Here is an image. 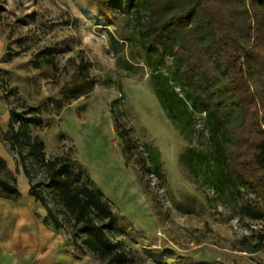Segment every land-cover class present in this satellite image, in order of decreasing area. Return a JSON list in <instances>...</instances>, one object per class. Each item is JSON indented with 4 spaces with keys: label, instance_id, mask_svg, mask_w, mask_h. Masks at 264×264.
Returning a JSON list of instances; mask_svg holds the SVG:
<instances>
[{
    "label": "rangeland",
    "instance_id": "1",
    "mask_svg": "<svg viewBox=\"0 0 264 264\" xmlns=\"http://www.w3.org/2000/svg\"><path fill=\"white\" fill-rule=\"evenodd\" d=\"M140 34L127 0H0V94L8 114L38 117L29 134L44 142L43 157L28 144L21 155L2 139L3 154L13 169L26 165L72 254L86 264H264V202L247 188L222 202L181 161L189 147L211 149L205 113L194 111L192 132H180L154 91ZM81 60L90 63L95 87L57 115L60 89ZM173 69L170 57L159 67L168 76ZM59 157L80 166L77 182L100 189L117 213L105 232L120 257L83 244L48 186L47 161Z\"/></svg>",
    "mask_w": 264,
    "mask_h": 264
},
{
    "label": "trees",
    "instance_id": "2",
    "mask_svg": "<svg viewBox=\"0 0 264 264\" xmlns=\"http://www.w3.org/2000/svg\"><path fill=\"white\" fill-rule=\"evenodd\" d=\"M127 1L135 7L140 43L156 78L154 91L168 117L181 133H191L194 111L205 113L211 149L205 152L189 147L181 161L222 202L237 201L242 188L264 202V0ZM166 57L174 64L171 76L159 71ZM46 60L56 66L53 57ZM89 66L84 60L76 64L60 89L57 115L71 99L94 89ZM10 116L0 140L9 139L21 155V148L31 145L44 157V142L29 134L30 122L38 117L24 120L12 110ZM152 161L158 174L161 166L156 158ZM17 164L29 179V193L48 210L46 220H53L59 229L45 198L32 185L26 165ZM47 165L48 186L85 235L86 248L110 258L120 257L119 243L112 242L105 232L119 217L102 191L88 182H77L74 175L80 177L82 169L71 159L59 157L48 160ZM0 197H21L17 175L1 155Z\"/></svg>",
    "mask_w": 264,
    "mask_h": 264
},
{
    "label": "crops",
    "instance_id": "3",
    "mask_svg": "<svg viewBox=\"0 0 264 264\" xmlns=\"http://www.w3.org/2000/svg\"><path fill=\"white\" fill-rule=\"evenodd\" d=\"M9 120L10 114L0 94L1 131L7 129ZM1 147L0 143V155L6 159ZM8 164L17 175L21 197L17 200L0 197V264H86L84 257L72 254L70 243L46 220L47 210L29 193L25 172Z\"/></svg>",
    "mask_w": 264,
    "mask_h": 264
}]
</instances>
